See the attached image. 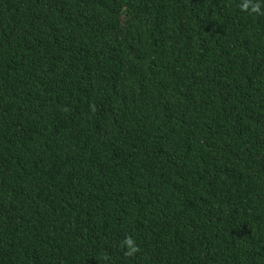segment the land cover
<instances>
[{"label":"trees","instance_id":"16d2710c","mask_svg":"<svg viewBox=\"0 0 264 264\" xmlns=\"http://www.w3.org/2000/svg\"><path fill=\"white\" fill-rule=\"evenodd\" d=\"M244 2L0 0V264H264Z\"/></svg>","mask_w":264,"mask_h":264},{"label":"clouds","instance_id":"9594fccd","mask_svg":"<svg viewBox=\"0 0 264 264\" xmlns=\"http://www.w3.org/2000/svg\"><path fill=\"white\" fill-rule=\"evenodd\" d=\"M241 8L245 11H248L249 14H264L260 5L252 3L251 0H245V2L241 5ZM123 245L127 249V255L129 256L138 251V248L135 246V241L131 237L126 238L123 242Z\"/></svg>","mask_w":264,"mask_h":264}]
</instances>
